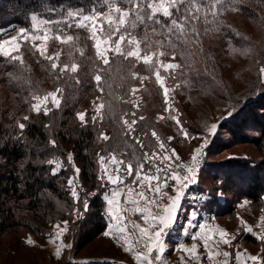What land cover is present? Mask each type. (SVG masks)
Returning <instances> with one entry per match:
<instances>
[{
  "label": "trees",
  "instance_id": "obj_1",
  "mask_svg": "<svg viewBox=\"0 0 264 264\" xmlns=\"http://www.w3.org/2000/svg\"><path fill=\"white\" fill-rule=\"evenodd\" d=\"M94 4L99 8L103 0H0V38L14 35L21 28L30 29L32 14H38L45 19L59 20L64 16L65 10L88 11ZM238 7L239 10L236 12L244 20L260 26L261 34L257 41L250 33L244 32L246 36L243 37L228 26H223L222 20L226 10L216 20L209 17L207 23H197L195 35L189 32L183 35L181 40L175 41L174 47L167 49L174 50L180 56V62L185 66V70L192 68L200 73L203 82L210 80L208 73L211 78L217 79L221 87V99L226 102L229 111L235 109L232 117L227 116L218 122V129L228 133L232 141L242 139L262 151L264 150V80L259 70L264 67V0H238ZM215 27L219 28L225 39L235 47L241 48L248 43L253 45L254 62L250 68L255 80L236 75L235 81L244 84L241 91L233 90L231 84L223 79L211 50L202 44V41L197 46L190 40H197L198 37L200 39L204 32ZM150 28L152 27L139 26L136 30L137 33L142 34L143 30ZM65 33L79 37L78 41L62 47L66 51L73 50L72 60H76L79 65L77 73L60 74L58 70L53 71L52 62L42 58L31 44L21 46L23 64L0 55V93L2 91L5 104L4 110H0V240L6 233L18 227L28 229L37 237L44 238L49 235L55 223L67 219L66 210L72 203L67 183L71 173L74 172L71 171V163L73 162L81 170L80 181L88 187V191H91L99 182L97 153L104 154L105 149L113 148L125 152L124 147L122 148L119 143L122 132L120 136H111L112 139L105 142L98 139L96 125L88 123L87 126H82L77 119V113L86 109L92 97L98 95L111 99V102L105 104L104 111L107 116L109 113L113 114V117H107V121L111 120L119 129L123 115L128 114L127 118L131 120L132 112H136L137 117L142 112L134 110V106L127 104L128 101L124 98L130 91L129 86L137 79L133 78V72L142 67L133 59H124L118 55L112 56L110 64L104 66L95 55L94 43L89 38L88 30L71 28L65 29ZM52 34L54 35L53 32ZM156 37L161 39L163 45L170 43L163 35L157 34ZM81 51L83 55L80 54ZM198 62L202 63L204 68H196ZM97 71L104 78L103 93L97 90L94 80ZM77 80L79 83L76 82ZM49 88L62 89L61 105L58 109L49 105L51 110L47 115L43 112L37 114L31 108L32 97L47 94ZM107 105L111 106L110 109ZM25 116L28 120L23 119ZM18 123L26 125L22 134L17 126ZM144 128L143 121H140L137 132L142 135L143 141V133H147ZM251 130L257 133L256 137L246 134ZM51 140L56 141L55 148L50 144ZM125 140H128V145L133 143L124 136L123 144ZM228 143L229 141L223 142L222 145ZM134 147L142 154L137 145L134 144ZM69 153L73 156L71 163L67 161ZM53 158H58L63 164V168L56 171V175L52 174V165L43 163ZM240 160L247 161L242 158L238 161L233 160L236 162L235 165V163L230 164L232 160H227L229 163L227 169H234L238 176L230 175L226 169V175L221 176L219 170L212 177L200 178V181L205 179L204 183H208L199 185L200 189H206L209 182H218L221 185V188L217 186L210 191V194L208 193L211 200L205 204V210L209 213L221 216V213L233 211L235 205L231 202L233 199L246 198L257 210L263 207L264 160L254 162V166H258L255 170L248 162L239 164ZM200 181H197V184ZM216 192L217 196L222 194L229 200L221 203L215 197ZM103 202L100 194L88 200L89 207L86 211L89 210L90 230L85 232L81 239L85 246L100 237L106 229Z\"/></svg>",
  "mask_w": 264,
  "mask_h": 264
},
{
  "label": "snow or ice",
  "instance_id": "obj_2",
  "mask_svg": "<svg viewBox=\"0 0 264 264\" xmlns=\"http://www.w3.org/2000/svg\"><path fill=\"white\" fill-rule=\"evenodd\" d=\"M124 4L127 7L121 6ZM228 9L238 11V0H103V4L99 8L94 4L88 11L83 9L65 10L64 16L59 20L45 19L38 14H32L30 29L21 28L17 35L10 36L8 39L0 38V55L23 64V59L19 54L22 43L31 44L41 56H44L46 48L37 42H47L50 38H54L64 45H69L70 42L78 41L79 37L67 35L65 29L88 30L89 38L94 41L95 55L102 65H109L111 57L118 55L124 59L134 58L136 61H142L144 65L153 69L155 81L165 98V111H170V106H168L170 89L165 81L170 76L175 79L172 74L178 69L183 73L185 66L172 62L165 63L159 59V57L168 55L166 51H160L158 56L156 53L142 55L140 42L133 33L139 26L145 28L151 26L153 34L163 35L170 41L168 45L161 44L160 46L172 48L175 46L174 42L181 40L183 35L189 32L195 35L197 23H207L209 17L216 20L223 11ZM49 32H53L54 36L50 37ZM125 43L128 46L127 50L124 47ZM80 54L83 55V51ZM154 56L157 57L156 60H154ZM56 57H59V52L56 53ZM44 58L49 61L53 60L51 56H44ZM171 59L175 60V55H172ZM51 68L53 71L58 70L60 74L77 73L79 65L74 62L70 65L52 62ZM259 71L264 76V67H261ZM133 78H138V74L133 73ZM103 79L101 73L97 71L94 80L97 90L101 93L104 91ZM140 79L142 86L147 77ZM76 82L79 83V80ZM136 91L135 88L131 89V94L135 95ZM61 94L62 89L57 88L43 97L33 95L32 110L37 114L43 112L44 115H47L51 110L48 106L49 103L58 109L61 105ZM97 100H100V97H97ZM93 103L96 114L91 116V123L102 124L106 115L104 111L106 105L103 101L98 104L95 101ZM107 107L110 109L111 106ZM234 112L235 109L229 111L227 116L232 117ZM86 115V112L77 113V118L82 126H87L89 123ZM127 116L128 114H125L124 117H121L123 135L138 145L142 154L137 155L135 151H117L115 148L106 151L105 154L97 153L98 179L106 185L113 186L112 190L105 194L110 224L104 235L111 234L113 238L123 239L125 245H130L125 247L124 251L132 254L135 264H164L160 254L165 251V236L166 234L170 235L178 220L179 209L187 190L191 185L197 183V165L208 141L205 139L203 144L194 148L191 163L187 164L181 161L174 149L168 148V145L161 140L155 130H152L150 134L155 138L156 146L149 151L142 135L137 132L138 123L145 119L144 116L137 117L136 112L131 113V120ZM171 118L176 119V117ZM23 119L28 120V117L25 116ZM159 119H164V117L161 116ZM176 122L180 125L178 119ZM17 126L22 134L26 125L18 123ZM217 128L216 123L211 124L207 135H215ZM180 130L185 137L188 136L182 127ZM143 135H148V133H143ZM98 139L108 142L112 138L101 132ZM172 139L169 137L168 142L170 143ZM50 144L54 148L57 146L55 140H51ZM127 144L128 140H125V145ZM67 161L69 163L73 161L71 153L67 155ZM43 163L53 166V175H56L57 169L63 167L58 158L48 159ZM73 167L75 175L67 181L70 194L77 203H83L86 211L89 207L88 202L80 200L75 185V179L81 170L75 165ZM127 178H131L130 183L127 182ZM166 189L167 191H165ZM169 192H174L175 195H170ZM247 203L248 201H244V204ZM75 211L79 213V209H75ZM129 212L133 215L138 214L146 226L131 221L128 216ZM190 215L191 219L188 215L185 216L188 227L198 229V231L192 232L189 238L193 241H202L207 255L206 257L200 256L198 244L195 242L187 248L180 245V250L188 253L189 256V260L185 261V264H191V261L201 264L203 259H207L209 264H264V255L249 254L246 250L243 252L236 250L233 257L232 252L221 250L219 247L221 244L234 247L232 241L235 237L222 228H208L205 223H196L197 212L195 209ZM67 225L68 221H64L63 226L61 224L54 225L59 231L50 234L49 239L59 241L68 230ZM257 226L261 229L257 238L264 241V216L259 218ZM181 228L184 229V225H181ZM246 230L253 231L249 226H246ZM185 234H188L186 230ZM130 236H135L131 243L129 239L125 238ZM27 243L33 244L34 242L29 238ZM64 248V245H58L54 255L57 258L61 257ZM181 259L183 260V257Z\"/></svg>",
  "mask_w": 264,
  "mask_h": 264
},
{
  "label": "rangeland",
  "instance_id": "obj_3",
  "mask_svg": "<svg viewBox=\"0 0 264 264\" xmlns=\"http://www.w3.org/2000/svg\"><path fill=\"white\" fill-rule=\"evenodd\" d=\"M121 6L127 7L126 4ZM222 21L224 22L223 26H228L230 29L238 32V34L243 37L246 36L245 33H250L253 35L254 40L257 41L258 36L261 34V28L259 25L253 24L249 21L247 22L236 11L227 10ZM152 28L143 30L142 34L137 33V30L133 33L136 36V39L140 42L142 55L156 53L158 56L160 51H166L168 52V55L159 57V59L163 60L165 63L172 62L182 65L180 62V56L175 53L174 50H168L167 48L160 46L162 44L161 39L156 37L157 34H153ZM17 34L18 33L14 35ZM48 35L50 37L54 36L53 34L51 35V32H49ZM9 37L10 36H5L1 38L8 39ZM190 40L192 44L197 46L200 45L202 41V44L206 45L211 50V55L217 62L220 71L222 72V77H224L223 79L231 84L233 90L241 91L244 88V84L242 82L235 81L236 75H242V77H245L246 79L249 78L250 80H255L254 74H252V68H250V65L254 62L253 45L248 43V45L241 48L235 47L230 43V41L225 39V35H222V32H220L217 27L208 29L204 32L203 37L200 39L198 37L197 40ZM37 43L42 44L46 48L44 56L53 57V60L50 62L58 63V61L63 60L60 64L67 63L70 65L73 62L77 64L76 60H72L73 50H63L62 47L64 44L60 41L50 38L47 42L39 41ZM124 47L127 50L128 46L126 43ZM57 52H59L58 58L56 57ZM13 54L15 55L16 53ZM172 55H175V60L171 59ZM44 56H42V58H44ZM21 57L24 59L23 56ZM131 59H133L136 64L141 66L142 69L139 67L138 71L133 72L138 74V78L129 86L130 91L124 98L128 101L127 104L131 106H138H134V110L142 111L141 115L145 118L143 123L146 129L144 128V130L148 133V135H144V143L148 145L149 151L154 149L156 146V140L150 134L152 130H155L161 140L168 145V148L175 150V152L180 156L182 162L190 164L194 148L203 144L205 139H207V146L203 149V154L199 158V163L197 165V181H200V178L204 176L212 177L219 170H221V176L226 175L225 173L227 172L232 176H238L234 169H227L229 166L227 160H232L230 164L235 163L236 165V162H233V160L238 161L239 158L247 159V161L242 160V162L240 160L239 164L248 162L249 166L254 170L258 167L254 166V162L257 163L264 160V150L259 151L251 143H247V141L242 139L232 141L230 135L228 133H224V130L217 128L215 135H207L210 125L213 123L218 124L220 120L227 117V113L229 112L228 105L223 99H221V87L218 84L217 79L211 78L208 73L210 80L208 82H203L200 73L192 68H188L186 70L184 68L183 73H181L179 69L176 70L172 74L175 76V79L170 76L165 81L166 85L170 89L168 96V106H170V111H165V98L162 90L155 81L153 69L144 65L142 61H136L134 58ZM156 59L157 57L154 56V60ZM196 66V68H204L202 63ZM143 77H147V79L143 81V85L141 86L140 78ZM261 78L264 80V76H262V74ZM133 88L137 89L135 95L131 94V89ZM52 91H55V89H48V93ZM97 97H100V100H97ZM94 101L96 104L101 101L106 104L107 102H111V99L96 95L91 98L90 102L86 106V109L78 112H86V119L89 123H91V116L96 114L94 111ZM49 105L51 104L49 103ZM4 107L5 104L3 102V95L1 91L0 110H4ZM161 116H163L164 119H159ZM107 117H113V114L109 113L108 116L105 115L102 125L101 123H91L96 125L98 135L100 136V133L103 132L109 137L120 136V132L123 133L122 124L120 129L116 128L111 120L107 121ZM122 117H124V115ZM171 117H176V119L180 121V125L177 124L176 119H172ZM181 127L188 133L187 137L183 135L180 130ZM246 134L253 137H256L257 135L254 130H251ZM169 137L173 138L170 143L168 142ZM148 138L150 142L148 141ZM123 139L124 136L122 134L120 136L119 143L122 148L124 147L123 149L125 152L135 151L137 155H141L135 150L133 141L131 145H125V143L123 144ZM227 141H229L228 144L222 145L223 142ZM137 147L139 148L138 145ZM106 151L108 150L105 149L104 154ZM73 165L74 163L72 162L70 165L71 171L74 170ZM60 169H57V171ZM97 172L99 174V165ZM74 175L75 173L72 172L70 178H73ZM98 181L99 182L95 186V189L91 191H88V187L81 183L79 176L75 179V185L77 186L81 201L87 200L88 202L90 198L100 194V198L104 201L103 214L107 223L104 231L105 233L108 229V225L110 224L109 208L105 200V194L110 192L113 186L111 184L106 185L101 180ZM127 182L130 183L131 178H127ZM204 182L205 179L201 180L200 183H195V185H193L194 187L191 191L192 193H189L186 197L187 200L185 202V207L189 205V209H195L196 212L205 211L209 213L205 210V204L211 200L209 197L210 191L214 190L217 186L221 188V185L218 182H209L206 189H200L199 185L208 184ZM165 191H167V189ZM169 194H174V192H169ZM215 197L216 199L218 198L221 203L229 200L227 196L222 194H218L217 196V192ZM234 201L238 202L236 203ZM244 201H248L247 206L244 205L242 208H239L240 205L244 204ZM231 202L235 204L233 205L234 207L231 205V208L233 207V211L223 214L221 213V216H216V214L214 215L212 213L210 214L214 215L215 218L213 219L221 225L231 229L228 233L235 237L232 241L234 250H238L240 248V243L243 245H246V243H248V245L257 244L259 241L264 243V241L257 238V234L261 232L257 225L259 224V218L264 216V202L263 207L259 210H257V208L254 207V205H252L246 198L233 199ZM75 209H79V213H77ZM88 212L89 210H84L83 203H77L72 197L70 208L68 207L66 210L67 219L60 220L54 224H61V226H63V222L68 221V230L63 234L59 241L49 239L50 234L59 231V229L55 228L54 225L49 235L44 238L35 236L28 229L23 227H18L9 231L0 240V264H135L132 254L124 251V248L130 245H125L123 243V239L113 238L111 234L106 236L103 233L100 237L95 238L88 245H84L85 243L81 241L82 236L85 232L90 230L88 225L90 222ZM128 216L131 221H135L140 223L142 226H146L138 214L133 215L129 212ZM246 226L252 227L253 231L248 232L246 230ZM173 233L175 239L170 242V255H172V248L177 249L175 243L178 238L177 232L173 231L171 234ZM29 238H31L34 242L33 244L27 243ZM125 238L129 239L131 243V241H134L135 236ZM199 243L201 244V246H198L199 254L201 257H205L203 253H206V251L203 247V242L199 241ZM60 244L64 245L65 248L61 257L57 258L54 253L56 247ZM68 245H70V247H67ZM221 245V250L229 251L226 246L223 247ZM249 246L250 247L248 248L250 250L253 251V249H255L251 245ZM232 253L234 257V252ZM184 258L189 259L188 256H185ZM171 264L179 263L177 260L174 261L173 257ZM191 264H193L192 261ZM201 264H209V262L207 259H203Z\"/></svg>",
  "mask_w": 264,
  "mask_h": 264
},
{
  "label": "crops",
  "instance_id": "obj_4",
  "mask_svg": "<svg viewBox=\"0 0 264 264\" xmlns=\"http://www.w3.org/2000/svg\"><path fill=\"white\" fill-rule=\"evenodd\" d=\"M191 187L192 185L190 186V188L187 190L186 192V195L185 197L183 198L182 200V206L181 208L179 209V215H178V220L174 226V228L171 230L170 232V235L169 234H166L165 236V241H166V244H165V251L160 254L161 255V260L164 262V264H171V262L173 261V257H174V261L177 260L179 264H185V261H188L189 259L187 258H184L185 256H188V253L180 250V245H184L185 248L187 247H190L192 243H197L198 246H201V244L199 243V241H193L191 240L189 237L191 235L192 232H196L198 231V229H195V228H189L188 227V224H187V221L185 220V216L188 215L189 216V219H191V213L193 211V209H189V205L187 207H185L186 205V197L189 193H192L191 191ZM170 195H175L174 194H170ZM193 205H194V202H193ZM243 206L247 204H242ZM242 208V206L240 205L239 208ZM189 209V210H188ZM239 213V212H238ZM259 213V212H258ZM214 215L210 214V213H207L205 211L201 212H197V216H196V223H205L208 228H215V227H219V228H222L224 229L225 231L229 232L231 231V229L221 225L219 222H217L215 219ZM246 219V218H245ZM235 224H236V221H235ZM248 224V223H247ZM181 225H184V229L181 228ZM237 226V224H236ZM185 230L187 231V235L185 234ZM108 231V229H107ZM173 231L177 232V242L175 241L176 243V246H177V249H173L172 252V255H170V249H171V246H170V242L175 239L174 238V233L171 234ZM261 231V229H260ZM247 245V246H246ZM246 245H243L240 243V248L238 249L239 251L243 252V251H247L249 254H260V255H264V243L263 242H260L257 243V244H249L251 245L252 247H254L255 249L250 250L248 247H250L248 245V243H246ZM223 247H225L224 245H221ZM220 247V246H219ZM226 248L230 251V252H234V255H235V252L236 250H234L233 247H227ZM202 252V251H200ZM203 255L206 257L207 253H203ZM183 257V260L181 259ZM189 258V256H188ZM193 264H196L197 262L196 261H192Z\"/></svg>",
  "mask_w": 264,
  "mask_h": 264
}]
</instances>
